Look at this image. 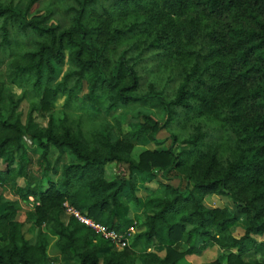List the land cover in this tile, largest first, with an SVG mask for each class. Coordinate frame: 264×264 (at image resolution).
Here are the masks:
<instances>
[{"label":"trees","instance_id":"1","mask_svg":"<svg viewBox=\"0 0 264 264\" xmlns=\"http://www.w3.org/2000/svg\"><path fill=\"white\" fill-rule=\"evenodd\" d=\"M38 1L0 0V187L18 198L0 192V264H53L51 242L64 264H186L213 247L222 256L205 264H264V0H68L36 15ZM5 83L24 91L5 95ZM114 109H132L136 126L106 120ZM163 130L168 147L132 157L135 143L162 145ZM65 155L75 161L59 167ZM112 164L127 176L107 179ZM155 179L159 189L138 196ZM214 195L236 210L206 207ZM65 203L135 234L116 250Z\"/></svg>","mask_w":264,"mask_h":264},{"label":"rangeland","instance_id":"2","mask_svg":"<svg viewBox=\"0 0 264 264\" xmlns=\"http://www.w3.org/2000/svg\"><path fill=\"white\" fill-rule=\"evenodd\" d=\"M10 1V0H7ZM14 4L19 5V7H23L29 0H12ZM71 1V0H69ZM50 2L52 4H54V7L58 8L59 11L62 10V8L66 5H68V0H63V1H59V0H39L33 7H32V13L34 12L36 15L38 14H43L45 12H47V10L50 8ZM72 2V1H71ZM62 69L61 71H58V79L61 77V74L63 73ZM5 95L10 93L14 96V98H19L21 96V94L23 93L24 90L16 88L15 86H11L7 83H5ZM64 104V98L61 96H58L55 103H54V108L56 110H60L62 108ZM144 106H140L138 104L137 109H141ZM147 108H149V106H146ZM29 111V103L27 100H23V102H21L20 106H19V112L21 113V118L22 121L25 122L26 119V115ZM155 113H158L157 110H153ZM129 113H123L121 110L119 109H114L109 111L108 113L105 114V118L108 121H112L113 119H119L120 125H121V129L126 132L129 131L130 129L134 128L136 126V124L138 123V120L133 118V114L135 113L132 109L130 111H127ZM36 123L40 126H44L46 124V119L45 118H41L38 117L36 120ZM157 138L160 141H164V143L160 146L155 145L152 142L149 141H144L141 143H135L134 144V149L132 151V157L134 159H137L138 155L145 151V150H161V149H165L166 147L169 146L170 144V139H169V134L166 131H160L157 135ZM28 146H30V142L27 143ZM32 146V145H31ZM31 147L30 149H28L27 153H28V157L31 158L32 160V165H31V170L34 172V174L37 176L38 175V167L36 166V161L37 158L40 154V151H35L33 148ZM57 158V151L52 149L51 150V154L49 156L51 165H54V162ZM71 161H75L74 158L72 156H68L65 155L63 156V158H61L58 166L61 167L62 164L65 163H69ZM0 168H3V165L0 164ZM120 173L123 174L125 176H127V170H126V166L124 165H108L106 168V177L107 179H111L115 174ZM56 179V177H55ZM158 180L155 179L153 182L147 183L146 185H144V187L140 188L139 192H138V196L140 197H144L146 195H150L153 194V192L157 191L159 189L158 187ZM172 185H178V180H173L170 182ZM25 182L23 180H18L17 181V185L22 187L24 186ZM153 190V191H152ZM0 192H2L3 196L5 197V199L7 200H11V201H15L18 200V198L16 196H14L11 191L9 189H2L0 187ZM156 195V193H154ZM30 202H32V198H29ZM19 202V201H18ZM204 205L208 208H224L226 207L227 209H229L231 212H234L236 210V208L231 204V202L229 201L228 198L226 197H222V196H208L205 198L204 200ZM20 208L21 211L18 215V220L20 222H23L25 219V215H24V211L26 210V206L24 204L20 203ZM130 208H131V216H137L140 220L142 219V213L140 211V209H138L136 206H134L133 204H130ZM246 226V222L244 217L241 218L238 221V224L232 229L233 235L235 237H240L242 235V228ZM23 232L25 234V237L30 240V241H34L36 232L35 229H33V227L30 224H25L24 225V229ZM259 241H263L264 237L258 238ZM158 252L163 255V251H161V249L157 248ZM49 256L50 258H52L54 261L56 260V262H53V264H64V259L57 254L56 249L54 247V242H51L50 247H49ZM222 256V251L217 248V247H213L211 249L206 250L201 256H187L184 258V261L186 264H205V263H211L215 260H217L218 258H220ZM256 257L259 260L263 259V255L262 254H257ZM222 264H224V260H221Z\"/></svg>","mask_w":264,"mask_h":264},{"label":"built area","instance_id":"3","mask_svg":"<svg viewBox=\"0 0 264 264\" xmlns=\"http://www.w3.org/2000/svg\"><path fill=\"white\" fill-rule=\"evenodd\" d=\"M64 208L68 216H72L79 223L88 227L96 236L109 241L116 250H120L128 246L131 236L135 234L134 227H130L123 233H117L113 230H108L102 224L94 222L73 207L69 206L67 203L64 204Z\"/></svg>","mask_w":264,"mask_h":264}]
</instances>
